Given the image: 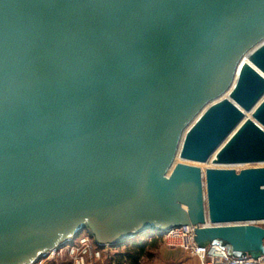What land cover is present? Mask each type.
<instances>
[{"label":"water","instance_id":"1","mask_svg":"<svg viewBox=\"0 0 264 264\" xmlns=\"http://www.w3.org/2000/svg\"><path fill=\"white\" fill-rule=\"evenodd\" d=\"M261 221L264 0H0V264Z\"/></svg>","mask_w":264,"mask_h":264},{"label":"built area","instance_id":"2","mask_svg":"<svg viewBox=\"0 0 264 264\" xmlns=\"http://www.w3.org/2000/svg\"><path fill=\"white\" fill-rule=\"evenodd\" d=\"M259 224L264 225V221L259 222ZM155 234H158V232H154L148 236L150 237ZM76 238V240H80V243L84 247H78L75 243L76 240L73 239V241L70 240L67 242L66 245L52 250L48 255L49 258L56 255L60 259L68 255L72 258L70 264H94L92 260L86 258L89 256L93 259L101 256L100 249H94L88 244V242L91 240L94 241V239L89 234L83 236L82 233ZM163 238L168 247L183 249L190 256L196 257L199 264H264V255L256 259L250 256L235 257L229 254L227 249L221 244L210 243L207 245H199L195 240L193 226L172 228L163 233ZM47 260L42 258L33 264H51Z\"/></svg>","mask_w":264,"mask_h":264},{"label":"rangeland","instance_id":"3","mask_svg":"<svg viewBox=\"0 0 264 264\" xmlns=\"http://www.w3.org/2000/svg\"><path fill=\"white\" fill-rule=\"evenodd\" d=\"M192 163V162H189ZM199 164L201 167L205 168L207 166H211V165H206V164ZM251 166H255L254 164H247L245 165V167H251ZM237 169H241V167H236ZM86 234H89L87 231H83L82 235L85 236ZM90 235V234H89ZM153 237H158L159 238V242H158V246L152 250V256L150 257H146L141 264H169L167 261L166 263V259L164 258L163 252L165 251H174V249H177V251H182L184 252V254H187L183 249L181 248H170L167 246V244L164 242V238H163V234H155L153 236H142V237H137L136 239H148L150 240ZM77 238H74V240H76ZM134 239V240H136ZM71 241H73V239H71ZM76 245L78 247H84L83 244L80 243V240H76ZM67 244V243H66ZM64 244V245H66ZM88 244L93 247L94 249H100L101 251V256L100 257H95L93 259H91L89 256H87L86 258L88 260H92L94 264H109L108 261L111 259V257L118 251H122L128 244H122L119 246H110V245H105V246H99L97 245L94 241H90L88 242ZM63 245V246H64ZM44 259H48L47 261H49L51 264H70L72 262V258L68 255L64 256L63 258L58 259V257L55 255L54 257L49 258L46 257ZM172 264V263H171Z\"/></svg>","mask_w":264,"mask_h":264},{"label":"trees","instance_id":"4","mask_svg":"<svg viewBox=\"0 0 264 264\" xmlns=\"http://www.w3.org/2000/svg\"><path fill=\"white\" fill-rule=\"evenodd\" d=\"M159 238L136 239L122 251L116 252L108 261L109 264H141L146 257L152 256V250L158 246Z\"/></svg>","mask_w":264,"mask_h":264},{"label":"crops","instance_id":"5","mask_svg":"<svg viewBox=\"0 0 264 264\" xmlns=\"http://www.w3.org/2000/svg\"><path fill=\"white\" fill-rule=\"evenodd\" d=\"M164 258L166 259L169 264H199V261L196 257H192L189 254H184L182 251H165L163 252ZM159 264V263H158Z\"/></svg>","mask_w":264,"mask_h":264},{"label":"bare ground","instance_id":"6","mask_svg":"<svg viewBox=\"0 0 264 264\" xmlns=\"http://www.w3.org/2000/svg\"><path fill=\"white\" fill-rule=\"evenodd\" d=\"M203 165V164H202ZM206 165H213L212 164V161H209L208 163H206ZM238 167H240V166H238Z\"/></svg>","mask_w":264,"mask_h":264}]
</instances>
